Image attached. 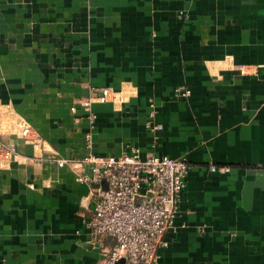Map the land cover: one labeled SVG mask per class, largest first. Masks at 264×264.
Segmentation results:
<instances>
[{"label":"crops","instance_id":"obj_1","mask_svg":"<svg viewBox=\"0 0 264 264\" xmlns=\"http://www.w3.org/2000/svg\"><path fill=\"white\" fill-rule=\"evenodd\" d=\"M0 145V264H100L56 162L130 149L188 164L156 264H264V0H0Z\"/></svg>","mask_w":264,"mask_h":264},{"label":"built area","instance_id":"obj_2","mask_svg":"<svg viewBox=\"0 0 264 264\" xmlns=\"http://www.w3.org/2000/svg\"><path fill=\"white\" fill-rule=\"evenodd\" d=\"M180 97L188 95L183 87L174 89ZM96 97L95 92L92 93ZM99 101L103 96L96 97ZM89 111L90 100L79 103ZM152 125L151 130H160ZM87 136L85 142L88 143ZM16 158L14 149L0 145V160ZM57 167H80L76 181L91 185L85 228L93 243L110 240L100 264H156L159 250L164 246L162 236L171 227L176 205L184 186L188 164L184 159L160 155L141 157L136 149L119 156L97 157L88 151L85 156L56 162ZM86 167L88 174L83 173ZM210 172L215 169L209 168ZM105 183L103 189L101 182Z\"/></svg>","mask_w":264,"mask_h":264},{"label":"water","instance_id":"obj_3","mask_svg":"<svg viewBox=\"0 0 264 264\" xmlns=\"http://www.w3.org/2000/svg\"><path fill=\"white\" fill-rule=\"evenodd\" d=\"M100 185L103 189L105 188V183L103 181L100 183ZM116 264H121V260L116 262Z\"/></svg>","mask_w":264,"mask_h":264},{"label":"rangeland","instance_id":"obj_4","mask_svg":"<svg viewBox=\"0 0 264 264\" xmlns=\"http://www.w3.org/2000/svg\"><path fill=\"white\" fill-rule=\"evenodd\" d=\"M102 258V257H101Z\"/></svg>","mask_w":264,"mask_h":264}]
</instances>
